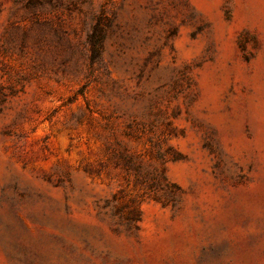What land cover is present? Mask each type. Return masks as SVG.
Here are the masks:
<instances>
[{
  "label": "rangeland",
  "instance_id": "1",
  "mask_svg": "<svg viewBox=\"0 0 264 264\" xmlns=\"http://www.w3.org/2000/svg\"><path fill=\"white\" fill-rule=\"evenodd\" d=\"M0 264H264V0H0Z\"/></svg>",
  "mask_w": 264,
  "mask_h": 264
},
{
  "label": "trees",
  "instance_id": "2",
  "mask_svg": "<svg viewBox=\"0 0 264 264\" xmlns=\"http://www.w3.org/2000/svg\"><path fill=\"white\" fill-rule=\"evenodd\" d=\"M98 30H100L99 25H97L95 32L90 36L94 51H98L101 48V39L102 38H101Z\"/></svg>",
  "mask_w": 264,
  "mask_h": 264
}]
</instances>
